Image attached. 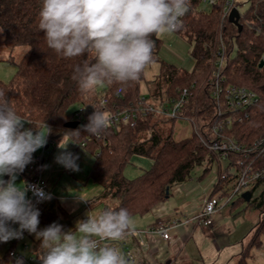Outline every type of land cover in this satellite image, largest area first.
Returning a JSON list of instances; mask_svg holds the SVG:
<instances>
[{"label": "trees", "instance_id": "obj_1", "mask_svg": "<svg viewBox=\"0 0 264 264\" xmlns=\"http://www.w3.org/2000/svg\"><path fill=\"white\" fill-rule=\"evenodd\" d=\"M237 4L239 6L240 2ZM190 5L183 19V27L176 33L193 44L195 65L192 70L162 60L160 51L163 40L153 35L151 39L155 47L152 62H160L157 77L145 80L144 70L137 81L123 86L124 90L119 93L116 90L121 85L113 84L98 87L85 95L81 94L72 76L75 65L85 59L92 60L91 55L69 60L47 47L43 32L38 30L41 0H0V30L5 35V44L12 48L28 46L14 78L9 82L0 79V90L6 92L19 115L34 125L45 123L52 129L47 139L53 145L64 140L66 133L76 130L80 131L77 139L80 143L89 138L85 146L95 156L89 177L103 188L97 197L104 203L103 210L126 208L130 217L144 216L170 197L175 184L189 179L196 166L206 163L208 166L205 170L211 169L215 155L202 142L200 134L208 142L220 138L213 132L218 107L212 97V88L216 77L215 54L223 46L226 48L222 68L224 83L256 91L259 101L249 109L248 119L236 122L230 128L224 127L220 133L235 139L243 147L253 145L264 136V65H260L264 55V0H249V6L241 13L242 28L222 16L220 5L205 9L200 7L199 0H190ZM144 80L149 89L147 98L155 102L178 99L187 89L189 95L180 116L193 123L194 130L190 136L177 140L173 130L166 134L162 122L176 118L161 117L155 113L140 114L134 125L110 127L99 136L90 135L83 129L82 125L88 123V117L94 111L91 105L113 111L136 106L143 96L141 84ZM104 96L109 101L103 108L97 102ZM81 105L91 106L92 112L85 113L83 123L77 128H67L66 124L75 120L74 112ZM72 106H76L74 112L70 111ZM30 127L33 126L26 123V128ZM134 155L151 158L152 165L137 177L128 178L124 170ZM231 156L248 160L256 157V153L246 154L243 151ZM262 185L263 191L254 201L261 211L260 220L254 227L252 239L235 264H249L252 249L262 244ZM241 200L246 199L240 196ZM160 223L156 221V224ZM40 243L36 239L33 244V251L37 255L40 253ZM15 244L16 241L11 246L15 247ZM9 263L7 253L0 255V264Z\"/></svg>", "mask_w": 264, "mask_h": 264}, {"label": "clouds", "instance_id": "obj_2", "mask_svg": "<svg viewBox=\"0 0 264 264\" xmlns=\"http://www.w3.org/2000/svg\"><path fill=\"white\" fill-rule=\"evenodd\" d=\"M190 6V0H41L38 30L43 32L47 47L64 59L91 55L92 60L85 59L74 67L72 79L81 94L113 84L121 85L116 90L119 93L123 86L137 81L152 62L155 42L151 37L179 31ZM91 106L94 111L82 127L99 136L111 126V115ZM25 123L33 127L25 128ZM51 132L45 123L34 125L19 115L6 92L0 90V242L20 239L26 230L41 241L38 257L42 264H137L136 257L106 243L121 241L129 234L132 221L126 208H107L96 215L89 212L86 220L76 222L75 230L64 231L55 222L38 230L40 211L27 193L32 191L38 201L51 196L16 181L33 162V154L46 146ZM65 135L69 139L63 145V139L59 142L61 149L77 143L80 131ZM76 159L64 152L56 161L78 171ZM79 199L90 201L82 196ZM12 224L19 228H12ZM255 261L264 264V248L258 249ZM15 264L24 261L17 258Z\"/></svg>", "mask_w": 264, "mask_h": 264}, {"label": "built area", "instance_id": "obj_3", "mask_svg": "<svg viewBox=\"0 0 264 264\" xmlns=\"http://www.w3.org/2000/svg\"><path fill=\"white\" fill-rule=\"evenodd\" d=\"M239 0H199L201 8H213L216 5L221 6V13L224 18L229 19L234 8H238ZM240 12V10H239ZM241 14V12H240ZM185 17V16H184ZM182 18V23L183 19ZM226 48L223 46L215 54V80L213 81L212 97L214 98L218 110L217 119L213 126V132L218 134V140L208 142L201 134L202 142L215 155V160L211 164L217 165V175L211 185V189L205 196L201 207L183 220L174 219L171 222H163L153 225L144 232L155 233L164 239H171L173 231L180 224L200 223L206 226L213 225L215 214L223 207L234 204L236 197L243 196L247 191L255 189L258 183L264 184V136L258 138L251 146L243 147L235 139L224 136L220 132L224 127H231L236 122H243L250 117L249 109L259 101V95L256 91L237 84L224 83L222 68L225 63ZM261 60H264V55ZM149 93H143L139 103L131 108L113 111L105 109L108 103V97H102L97 104L103 106V110L111 115V126L117 125H134L138 115H148L155 113L161 117H173L184 119L180 116L185 101L189 95L187 89L182 92L178 99H168L157 101L147 98ZM91 106L81 105L74 112L75 120L83 123L85 113L92 112ZM187 120V119H186ZM189 120V119H188ZM193 124V123H192ZM109 127V128H110ZM194 127V126H193ZM89 140V138H87ZM87 140L81 142L85 146ZM256 153V157L244 160L242 158L234 159L231 154L238 152ZM47 158L44 153L33 158V162L28 165L29 176L27 184L43 189L45 193L50 194V187L47 179L44 177L43 168ZM32 197L33 205L41 210L46 201H38L29 191ZM106 243L114 244L124 253L132 254L123 241H107ZM26 248L28 245L25 244ZM10 263L15 264L17 258H22L24 264H42L38 255L31 249L30 254H21L15 247H10L6 251Z\"/></svg>", "mask_w": 264, "mask_h": 264}, {"label": "rangeland", "instance_id": "obj_4", "mask_svg": "<svg viewBox=\"0 0 264 264\" xmlns=\"http://www.w3.org/2000/svg\"><path fill=\"white\" fill-rule=\"evenodd\" d=\"M239 10L243 13L246 8L249 6V0H239ZM209 9V8H206ZM160 38L163 40V45L160 51V58L168 63L175 64L178 67L192 70L195 65V58L192 55L193 44L186 38L180 36L178 33L174 32L171 34L161 35ZM28 50V46L20 45L16 47H9L5 44V35L2 30H0V79L9 82L11 81L18 70V63L21 60L22 56ZM160 73V62H152L145 69V80H153L156 75ZM153 78V79H152ZM142 81L141 90L143 93L146 92L148 86L146 81ZM76 106H72L70 111L74 112ZM157 119H160L157 117ZM161 126L164 129V132L167 134L170 130L174 131V136L177 140L183 139L185 137L190 136L193 133L194 127L190 120L186 119H175L163 121ZM69 139L68 136L65 138V142ZM64 142V143H65ZM73 144V143H71ZM68 146V145H67ZM59 148V147H58ZM54 147L51 145L48 150L45 149V146L39 150H37L33 154V158L37 155L44 153L46 158L51 151H53ZM88 154H90V158L93 160L94 154L85 149ZM59 155L66 152L65 149L59 148ZM152 159L142 155H134L131 159V162L125 167L124 173L128 178H135L138 175L142 174L145 170L149 169L152 165ZM205 165L196 166L192 173L191 177L183 183L184 193L181 195V192H177L173 194L171 202H180L184 199H189L194 202H197V198L200 193L203 192V185L210 178L209 176L217 175V165H211V170L206 178H200V175L204 172ZM209 177V178H208ZM58 192H61L62 195H74L77 192L78 185L72 181L69 175H63L57 186ZM174 188H172L173 191ZM263 191V185L260 184L255 187L252 191V198L250 201L248 200H240V196L236 197L235 202L236 205L230 204L227 207H224L220 210L222 216L221 219L217 221L214 228L207 227H198V233L196 236L190 240L187 249L190 248V252L188 256H191V261L196 259H201V257H209V254H214V251L210 248L202 247V242L208 237L209 244L214 243L216 240L218 245L221 247V252L216 253L217 262L220 264H233L238 258L239 253L243 251V243L245 245L249 242L254 234V227L259 222L261 217V211L255 204V199L259 198ZM50 203H47L45 207H43V211H40L39 217V225L38 230L44 229L48 225L52 223H62L63 215L60 207L56 203L54 199H50ZM76 202L74 205L77 207L79 211H81L82 203L81 201H77V198L74 199ZM234 202V203H235ZM61 205L64 206V202L60 200ZM103 207L102 204L97 206V209L101 210ZM50 213H54L56 217H50ZM150 214H146L144 216L137 215L134 216L131 221L132 224H144L149 221L152 217ZM12 228L18 229V224H12ZM207 230H213L212 235H207ZM215 230V231H214ZM65 231V230H64ZM245 239V240H244ZM16 241V248L20 251L21 254H30L34 241H36V236L33 233H29L28 231H24L22 238L20 239H12L7 243L0 242V255L6 253L8 248ZM25 244L28 245L26 248ZM264 248V234L262 235V244L259 247H255L251 251V256L248 259L249 264H256L255 257L258 249ZM217 252V251H216Z\"/></svg>", "mask_w": 264, "mask_h": 264}, {"label": "crops", "instance_id": "obj_5", "mask_svg": "<svg viewBox=\"0 0 264 264\" xmlns=\"http://www.w3.org/2000/svg\"><path fill=\"white\" fill-rule=\"evenodd\" d=\"M157 76V75H156ZM153 79V78H152ZM151 80V79H149ZM146 92L149 93V89L146 85ZM26 128V123H25ZM66 138V137H65ZM61 142V144H65L66 140ZM65 142V143H64ZM77 143H69L66 147V152H70L73 154L74 157H77L76 164L79 167L78 171H72L68 168H65L63 165L57 163L56 158L59 156L60 151H58V145H53L47 139V144L45 149L53 145L54 149L50 152L48 159L46 160L43 168L44 177L47 179L49 187H50V196L51 199H54L60 210L62 212V223L60 225L63 226V230H75L76 222L78 220H86L87 213L91 212V214L96 215L103 211L104 203H101L97 197L102 193V186L98 183L94 182L90 177V170L94 164L95 156L93 160L90 158V154L86 152V146L81 145V143L77 140ZM35 155V154H34ZM205 168L208 164L204 163ZM213 165V164H211ZM210 165V168H211ZM211 170V169H210ZM210 170H205L200 175V178H206L210 172ZM63 175H69L72 181H74L78 185V189L76 194L74 195H62L61 192H58L57 186L62 179ZM29 176L28 165L26 166L25 170L22 173L18 174L16 183L19 185L21 182H27ZM210 177V178H209ZM208 181L203 185V192L199 194L197 198V202L194 204L192 200L184 199L178 202H171L173 194L177 192H181V195L184 193L183 183L175 184L171 189L170 197L165 201L157 206L149 212L148 214L152 215L151 219L144 224H132V228L129 234L125 237V239L121 240L126 243L128 248L131 250L134 257L137 258V264H220L217 262L216 253L221 252V247L218 245L217 241L215 240L214 243L212 241L209 244V239H206L202 242V247L204 250L206 248H210L214 251V254H209V257H201V259H196L191 261V256L189 254L190 248L187 249L188 244L191 239H193L196 234L198 233V227H207L214 228L215 224L218 220L221 219V212L220 210L215 214V221L213 225L206 226L200 223H189L185 224L182 223L178 227H176L173 231V236L171 239H164L163 237L151 233V232H144L143 230L148 229L149 227L156 225V221L163 222H171L174 219L183 220L186 217L190 216L193 212L198 210L208 192L211 189V185L215 179V175L209 176ZM5 180L9 179L7 176L3 177ZM252 194V193H251ZM28 198L32 201V197L30 193H27ZM79 196L87 198L88 202L81 201ZM77 201H81L82 203V210L79 211L74 203ZM252 198V196H251ZM60 200L64 203V206L61 205ZM50 199L46 201L50 203ZM102 204L103 207L101 210L97 209V206ZM44 205V207H45ZM228 206V205H227ZM225 206V207H227ZM224 208V207H223ZM43 209L41 210V212ZM57 215L54 213H50V217H56ZM40 217V216H39ZM133 217H131L132 219ZM215 229V228H214ZM213 230H207V235H212ZM215 231V230H214ZM245 240V239H244ZM243 249L246 247L245 243L242 241ZM12 247V246H11ZM16 248V246H15ZM33 249V246H32ZM217 251V252H216ZM241 253H239L240 255ZM238 260V259H237ZM237 260L233 263L235 264ZM229 264V263H226Z\"/></svg>", "mask_w": 264, "mask_h": 264}, {"label": "water", "instance_id": "obj_6", "mask_svg": "<svg viewBox=\"0 0 264 264\" xmlns=\"http://www.w3.org/2000/svg\"><path fill=\"white\" fill-rule=\"evenodd\" d=\"M240 18H241V14L238 10V8H234L230 14V17H229V20L235 24H237L239 26V28H242V25L240 24ZM260 65H264V60H261L260 62ZM80 125V121L79 120H72V121H69L67 124H66V127L67 128H77L78 126ZM251 192L250 191H247L243 194V197L250 201L251 200Z\"/></svg>", "mask_w": 264, "mask_h": 264}]
</instances>
